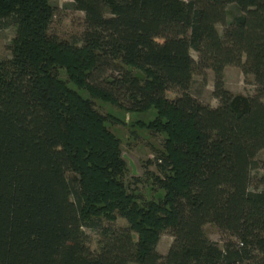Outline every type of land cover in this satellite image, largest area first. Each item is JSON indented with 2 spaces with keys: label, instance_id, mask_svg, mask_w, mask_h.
Here are the masks:
<instances>
[{
  "label": "trees",
  "instance_id": "1",
  "mask_svg": "<svg viewBox=\"0 0 264 264\" xmlns=\"http://www.w3.org/2000/svg\"><path fill=\"white\" fill-rule=\"evenodd\" d=\"M232 4L238 13L229 21ZM72 7L84 13L83 31L68 41L51 32L49 0H0V31L16 30L12 56L0 62V264H264V160L256 161L264 149V0ZM227 66L252 75L253 94L225 87ZM59 69L129 111L156 108L152 126L166 134L153 178L162 197L128 189L118 140ZM208 69L216 105L189 91ZM117 217L127 225H114ZM207 223L228 237L222 248L205 234ZM165 229L172 242L163 255Z\"/></svg>",
  "mask_w": 264,
  "mask_h": 264
},
{
  "label": "rangeland",
  "instance_id": "2",
  "mask_svg": "<svg viewBox=\"0 0 264 264\" xmlns=\"http://www.w3.org/2000/svg\"><path fill=\"white\" fill-rule=\"evenodd\" d=\"M54 8V18L51 23V32L59 38L71 41L78 38L83 31L84 13L74 10L72 0H49ZM238 8L235 5L228 7V20L231 21ZM221 31L222 27L217 26ZM15 27L9 26L0 31V62L12 56L11 45L15 35ZM196 58V53L191 51ZM123 67L131 69L132 72L143 77V73L131 66ZM117 71L111 69L108 74L115 75ZM59 79L73 92L84 100L90 102L92 108L96 110L104 119V125L118 140L121 149L122 159L125 161L126 172L124 176L125 184L133 194L140 195L143 200L156 199L163 196L164 191L159 189L154 183V175H158L155 159L165 152L164 138L166 134L156 131L152 126L157 120L156 108L147 111H129L118 104L107 101L101 97L91 94L85 88L77 86L68 77L64 69H59ZM225 87L235 96L246 98L253 94L254 85L252 75L244 76L237 66H227L224 70ZM214 75L208 69L205 77L194 75L190 86V93L203 103L216 105L217 100L212 97ZM169 97H173V92H168ZM264 160V149L257 156L256 161ZM132 164V166L130 165ZM134 169V172H133ZM68 176H77L75 172H69ZM107 223V221H104ZM114 225L126 226L127 222L121 217H117ZM85 232L92 240L96 239L94 231L84 228ZM204 232L208 238L215 241L219 247H223L224 240L228 237L222 235L218 228L212 224L204 225ZM172 237L168 230H163L159 236L157 250L165 255ZM95 247V244L93 245Z\"/></svg>",
  "mask_w": 264,
  "mask_h": 264
},
{
  "label": "water",
  "instance_id": "3",
  "mask_svg": "<svg viewBox=\"0 0 264 264\" xmlns=\"http://www.w3.org/2000/svg\"><path fill=\"white\" fill-rule=\"evenodd\" d=\"M130 165L132 166V164L130 163ZM132 168H133V166H132ZM133 172H134V169H133Z\"/></svg>",
  "mask_w": 264,
  "mask_h": 264
}]
</instances>
